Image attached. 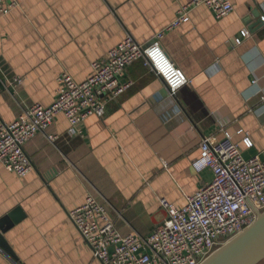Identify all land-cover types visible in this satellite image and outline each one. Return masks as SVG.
I'll return each mask as SVG.
<instances>
[{
  "label": "crops",
  "instance_id": "obj_1",
  "mask_svg": "<svg viewBox=\"0 0 264 264\" xmlns=\"http://www.w3.org/2000/svg\"><path fill=\"white\" fill-rule=\"evenodd\" d=\"M191 1L19 0L0 17L7 123L28 106L52 105L63 72L85 81L92 64L129 36L146 46L156 41L187 79L172 95L137 61L127 72L133 86L104 117L91 116L72 133L58 115L48 130L54 143L38 134L26 144L34 164L27 176L0 164V221L17 210L19 219L0 229L10 250L0 245V264H101L70 218L89 195L108 206L121 234L146 236L166 217L162 199L182 208L212 180L211 170L192 167L204 137L228 132L246 158L264 150V0H231L235 9L222 19L196 7L188 23L171 28Z\"/></svg>",
  "mask_w": 264,
  "mask_h": 264
},
{
  "label": "built area",
  "instance_id": "obj_2",
  "mask_svg": "<svg viewBox=\"0 0 264 264\" xmlns=\"http://www.w3.org/2000/svg\"><path fill=\"white\" fill-rule=\"evenodd\" d=\"M18 4L19 0H0V17ZM200 5L212 10L218 19L235 9L231 0H193L179 11L173 26L189 22V11ZM140 60L163 80L172 95L187 83L156 41L146 46L129 36L109 52L106 60L92 64V73L85 81L77 82L63 72L52 105L28 106L11 123L0 117V164L19 177L27 176L34 164L26 144L38 134H46L54 143L58 137L49 135L48 130L58 115L68 120L72 133L91 116L104 117L108 103L133 86L127 72ZM15 83L20 85L22 79ZM224 134L223 139L204 137L200 156L192 163L197 173L211 170L212 180L182 208L162 199L166 217L150 234H121L108 206L92 195L72 211L70 218L94 259L101 264H201L248 229L257 220V212L264 211V150L262 155L246 158L233 136ZM242 143L248 149L253 147L247 136Z\"/></svg>",
  "mask_w": 264,
  "mask_h": 264
},
{
  "label": "water",
  "instance_id": "obj_3",
  "mask_svg": "<svg viewBox=\"0 0 264 264\" xmlns=\"http://www.w3.org/2000/svg\"><path fill=\"white\" fill-rule=\"evenodd\" d=\"M262 21V20H261ZM17 211L12 212L0 221L4 234L19 219ZM0 245L6 246L0 234ZM264 263V211L257 212V220L240 235L223 245L201 264H262Z\"/></svg>",
  "mask_w": 264,
  "mask_h": 264
},
{
  "label": "rangeland",
  "instance_id": "obj_4",
  "mask_svg": "<svg viewBox=\"0 0 264 264\" xmlns=\"http://www.w3.org/2000/svg\"><path fill=\"white\" fill-rule=\"evenodd\" d=\"M193 1V0H192ZM191 1V2H192ZM191 2H189V3H191ZM188 5V4H187ZM200 6H204V5H200ZM200 6H196V7H200ZM196 7H193V8H196ZM206 7V6H205ZM208 8V7H207ZM212 11V10H211ZM213 12V11H212ZM264 21V20H263ZM188 23V22H187ZM181 25V24H180ZM171 28H175V27H177V26H173V24L170 26Z\"/></svg>",
  "mask_w": 264,
  "mask_h": 264
},
{
  "label": "trees",
  "instance_id": "obj_5",
  "mask_svg": "<svg viewBox=\"0 0 264 264\" xmlns=\"http://www.w3.org/2000/svg\"><path fill=\"white\" fill-rule=\"evenodd\" d=\"M144 61V60H143ZM262 264H264V263H262Z\"/></svg>",
  "mask_w": 264,
  "mask_h": 264
}]
</instances>
